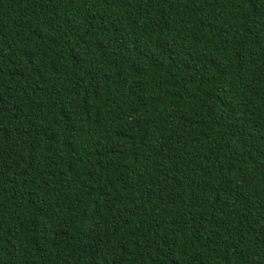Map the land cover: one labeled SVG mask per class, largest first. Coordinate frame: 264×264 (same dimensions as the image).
Returning <instances> with one entry per match:
<instances>
[{"label":"trees","instance_id":"1","mask_svg":"<svg viewBox=\"0 0 264 264\" xmlns=\"http://www.w3.org/2000/svg\"><path fill=\"white\" fill-rule=\"evenodd\" d=\"M0 264H264V0H0Z\"/></svg>","mask_w":264,"mask_h":264}]
</instances>
